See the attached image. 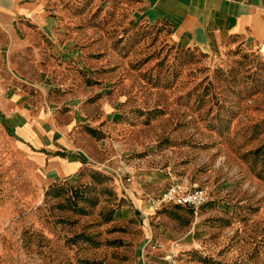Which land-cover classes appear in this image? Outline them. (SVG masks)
I'll return each mask as SVG.
<instances>
[{
  "label": "rangeland",
  "instance_id": "374dc122",
  "mask_svg": "<svg viewBox=\"0 0 264 264\" xmlns=\"http://www.w3.org/2000/svg\"><path fill=\"white\" fill-rule=\"evenodd\" d=\"M137 2L47 0L1 54L85 165L52 181L0 111V264H264V46L179 48Z\"/></svg>",
  "mask_w": 264,
  "mask_h": 264
},
{
  "label": "crops",
  "instance_id": "0c3cea01",
  "mask_svg": "<svg viewBox=\"0 0 264 264\" xmlns=\"http://www.w3.org/2000/svg\"><path fill=\"white\" fill-rule=\"evenodd\" d=\"M47 0H0L1 54L21 41L26 27L41 24ZM148 21L165 25L179 48L210 49L228 37L252 46H264V0H138ZM0 75V111L3 124L33 159L45 166V176L64 180L85 163L64 153L66 142L54 122L40 115L12 88H4Z\"/></svg>",
  "mask_w": 264,
  "mask_h": 264
},
{
  "label": "built area",
  "instance_id": "2783aa9c",
  "mask_svg": "<svg viewBox=\"0 0 264 264\" xmlns=\"http://www.w3.org/2000/svg\"><path fill=\"white\" fill-rule=\"evenodd\" d=\"M160 200L175 206H185L196 209L206 203L207 196L200 188L180 190L176 187H170L161 194Z\"/></svg>",
  "mask_w": 264,
  "mask_h": 264
},
{
  "label": "trees",
  "instance_id": "16d2710c",
  "mask_svg": "<svg viewBox=\"0 0 264 264\" xmlns=\"http://www.w3.org/2000/svg\"><path fill=\"white\" fill-rule=\"evenodd\" d=\"M91 176L93 177V178H99V174H96V173H91Z\"/></svg>",
  "mask_w": 264,
  "mask_h": 264
}]
</instances>
